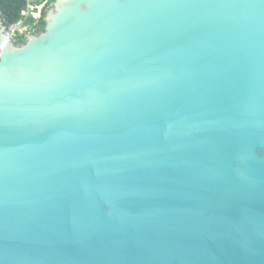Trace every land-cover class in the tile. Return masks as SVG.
<instances>
[{
	"label": "water",
	"instance_id": "water-1",
	"mask_svg": "<svg viewBox=\"0 0 264 264\" xmlns=\"http://www.w3.org/2000/svg\"><path fill=\"white\" fill-rule=\"evenodd\" d=\"M0 13V264H264V0Z\"/></svg>",
	"mask_w": 264,
	"mask_h": 264
},
{
	"label": "trees",
	"instance_id": "trees-1",
	"mask_svg": "<svg viewBox=\"0 0 264 264\" xmlns=\"http://www.w3.org/2000/svg\"><path fill=\"white\" fill-rule=\"evenodd\" d=\"M53 2L54 0H0V13L8 27L23 20L25 25L33 28L34 32H41L45 28V13ZM43 3L41 16L34 17L33 13ZM32 6L33 9H30ZM25 36L26 34H19L16 38L17 42L24 43Z\"/></svg>",
	"mask_w": 264,
	"mask_h": 264
},
{
	"label": "built area",
	"instance_id": "built-area-1",
	"mask_svg": "<svg viewBox=\"0 0 264 264\" xmlns=\"http://www.w3.org/2000/svg\"><path fill=\"white\" fill-rule=\"evenodd\" d=\"M35 13H33L34 15ZM41 14H39L38 17H40ZM36 17V16H34ZM29 27L27 25H25L24 21L21 20L20 22H18L17 24H13L10 27H8V36L7 39H11L14 38L16 39L18 37L19 34H26V32L28 31Z\"/></svg>",
	"mask_w": 264,
	"mask_h": 264
},
{
	"label": "rangeland",
	"instance_id": "rangeland-1",
	"mask_svg": "<svg viewBox=\"0 0 264 264\" xmlns=\"http://www.w3.org/2000/svg\"><path fill=\"white\" fill-rule=\"evenodd\" d=\"M43 8H44V3L38 6L37 11L34 12L35 13L34 16L38 17L39 14L42 12ZM30 9H33V6ZM30 32H33V28L29 26V29L26 32V34H29Z\"/></svg>",
	"mask_w": 264,
	"mask_h": 264
},
{
	"label": "flooded vegetation",
	"instance_id": "flooded-vegetation-1",
	"mask_svg": "<svg viewBox=\"0 0 264 264\" xmlns=\"http://www.w3.org/2000/svg\"><path fill=\"white\" fill-rule=\"evenodd\" d=\"M41 14V13H40Z\"/></svg>",
	"mask_w": 264,
	"mask_h": 264
}]
</instances>
